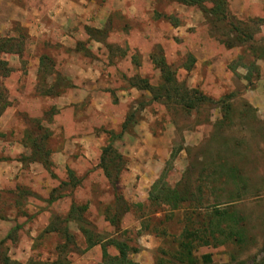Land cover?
Instances as JSON below:
<instances>
[{
  "label": "rangeland",
  "instance_id": "374dc122",
  "mask_svg": "<svg viewBox=\"0 0 264 264\" xmlns=\"http://www.w3.org/2000/svg\"><path fill=\"white\" fill-rule=\"evenodd\" d=\"M208 8L207 0H0L9 70L0 67L3 256L101 264L100 244L116 241L132 264H170L184 222L217 208L241 219L246 239L198 247L195 258H264V0H225L240 41ZM153 55L178 89L209 102L184 110L164 92ZM156 181L184 202H150Z\"/></svg>",
  "mask_w": 264,
  "mask_h": 264
},
{
  "label": "trees",
  "instance_id": "16d2710c",
  "mask_svg": "<svg viewBox=\"0 0 264 264\" xmlns=\"http://www.w3.org/2000/svg\"><path fill=\"white\" fill-rule=\"evenodd\" d=\"M180 3L192 6L200 5L202 0H179ZM210 3V8L206 11L207 15L215 19L216 21L224 22L230 30V33L234 34V39L240 41L239 29L230 20V17L226 13L225 0H207ZM204 9V8H203ZM151 63L156 67L159 72V78L161 86L164 87V92L172 91V95L177 98L178 103L186 111L192 110L202 102H209L204 96L196 92H188L186 90H180L176 87L173 73L170 68L165 64L164 60L159 57L151 56ZM0 67L5 72L9 70L5 67L3 62H0ZM143 86L141 89H147L145 81H141ZM48 89H53L51 86ZM169 93V92H168ZM167 96V94H165ZM221 103V101L219 102ZM7 103L3 99V95L0 94V114L7 107ZM222 121L223 117L227 120V116L230 113L228 105L224 102L221 104ZM222 123V122H220ZM120 136V135H119ZM34 154L42 165L46 164V152L40 146H34ZM109 147L103 149V154H106ZM41 152V153H40ZM104 155L100 159V165H104ZM106 169V168H105ZM105 171V170H104ZM228 175L231 179H240L235 175L234 170L229 169ZM107 176V174H105ZM148 200L155 204H162L171 207V209L178 208L184 199L179 197L175 190L166 187L164 184L156 183L151 187ZM208 217L200 216L197 214V222L195 224H188L184 222L183 228L179 234L177 240V250L170 258V264H210L211 258L208 254L200 255L197 260L193 253L198 247H217L222 243H235L239 244L245 241L244 229L241 219H239L234 212H228L223 209L212 208L207 214ZM198 217L200 219H198ZM189 221V220H188ZM188 227V228H187ZM93 245V244H89ZM108 245L113 247L116 254L110 256L107 252ZM262 251L264 252V242L262 244ZM101 264H132L127 260V246L122 242L110 241L107 244H100ZM0 264H18L11 262L5 256L0 253ZM30 264V263H28ZM238 264H244L239 262ZM256 264H264V258L260 259Z\"/></svg>",
  "mask_w": 264,
  "mask_h": 264
}]
</instances>
